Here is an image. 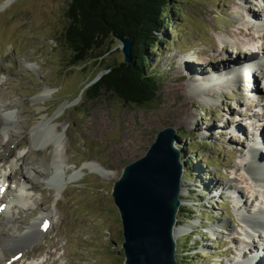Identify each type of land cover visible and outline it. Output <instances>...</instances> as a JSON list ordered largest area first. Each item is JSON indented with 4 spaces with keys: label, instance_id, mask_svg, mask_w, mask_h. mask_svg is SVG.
Here are the masks:
<instances>
[{
    "label": "rangeland",
    "instance_id": "1",
    "mask_svg": "<svg viewBox=\"0 0 264 264\" xmlns=\"http://www.w3.org/2000/svg\"><path fill=\"white\" fill-rule=\"evenodd\" d=\"M70 1L0 0V106L8 105L14 122L8 132L0 129V184L2 175L14 169L18 173L19 168L23 178L30 180L28 188L18 194L23 201L16 199L9 206L17 232L41 214L51 216L50 227L33 252L24 253L20 264H123L122 224L111 191L124 168L145 156L158 132L167 128L175 131L184 166L183 201L176 222L183 227L176 237L177 264H234L235 252L243 248L238 218L250 209L240 206L238 198L244 202L249 196L250 201L258 192L252 186L249 189L243 165L254 138L264 135V81L254 72L251 84L239 80L219 89L210 84L205 100L190 86L217 78L210 76L211 70L227 68L229 62L224 60L228 57L241 61L250 52L249 57L260 55L264 29L250 23L247 16L253 12L263 18L264 2L172 0L168 12H174V21L161 30V46L146 52L145 65L157 81L155 100L138 107L105 90L95 98L84 93L89 81L100 79L105 66L124 63V55L120 41L113 37L105 43L110 52L101 64L88 60L72 65L62 40ZM174 69L186 84L183 99L188 106L183 115L169 104L163 90ZM233 69L222 73L231 76ZM44 91L49 93L40 98ZM248 103L255 111L245 118ZM98 114L103 115L107 129L94 120ZM41 123H47L49 131L44 128L42 136H37V141L45 139L39 150L33 145L31 130ZM228 124L232 129L239 125L240 131L231 132L225 127ZM55 141L62 166L68 167L66 174L97 161L98 170L106 175L84 170L57 194V181L45 177L53 175ZM256 156L264 158V151ZM8 183L14 191L20 189L18 178ZM211 185L214 189L208 188ZM234 189L239 192L237 200ZM6 220L0 216L3 227ZM224 223L228 231L219 228Z\"/></svg>",
    "mask_w": 264,
    "mask_h": 264
},
{
    "label": "bare ground",
    "instance_id": "2",
    "mask_svg": "<svg viewBox=\"0 0 264 264\" xmlns=\"http://www.w3.org/2000/svg\"><path fill=\"white\" fill-rule=\"evenodd\" d=\"M260 2L263 3L264 0H260ZM247 15H248V13H247ZM252 17H255V18H252ZM256 17L257 16L253 12L247 16V18L251 19L250 23H253V24L257 23L258 27L264 29V17L261 18L259 20V22L257 20L258 17L257 18ZM261 20H263V21H261ZM246 22L248 25L250 24V23H248L247 20H246ZM239 33H242V32H239ZM245 35L249 36L250 38H253L252 33L246 32ZM258 50L260 51L259 56L256 57L252 52L254 57H252V56L249 57V55H251V52H250L248 54L249 58L245 57L241 61L236 60L233 57H231V58L228 57L226 59L224 58L225 59V60L223 59L224 61L229 62L227 68H224V69L221 68V71H218V69L215 70L214 68H213L214 70H211V72H213V73H210V76L213 75V77H217V78H215V79H213L211 77H210V79L206 78L203 81L204 83H200V81H195V84L196 83L197 84L196 85H194V83H193V85L190 84L191 85L190 88H192L195 91L196 95L200 96L201 99L205 100L208 97L206 91H208L209 88H212L209 86L210 84L219 89V88H222L223 86L224 87H230L233 84H237L239 80L241 82H244V78L246 77L245 75L250 71L249 67L254 64V61L259 60L261 57L264 59V46L263 45L259 46ZM235 64H239V65L235 66ZM259 66H262L261 60L259 61L258 64H254V66H251L250 68L254 70V69L258 68ZM185 67L183 68V65L181 64L180 69L181 70L183 69V71H185V69H186ZM217 68H219V67H217ZM232 68H236V69L231 70V76L229 75L230 74L229 72H228V74L222 73L223 71L230 70ZM176 72H177V70L174 69L172 77L170 78V83L166 84L164 86L163 90L166 92L165 94L167 96L168 101L170 102L169 104L172 107H174V109H176V111L179 114L183 115L186 112V109L188 106L187 102L183 99V91L186 88V84L183 83L184 82L183 78L180 75H177ZM255 73L252 75L255 76ZM193 74H195V73H193ZM253 76H252V78H253ZM230 78H231V80H230ZM254 86H255V83H254ZM48 93H49L48 91L42 92L40 95V98H43ZM3 94H5V93H3ZM204 102L208 103L209 101L206 100ZM10 110L11 109L8 107V105L3 104L2 106H0V111H3V113H2L3 115H0V129L3 132L10 131L12 129V126L14 125L13 118L11 115L12 113L10 112ZM242 116L245 118L251 117L250 115H249L250 117H248V115H246V114L242 115ZM96 118H97L98 124L102 130H105L108 128L106 120L104 119L102 114L96 115V117H94V120ZM180 123H181V121H180ZM46 125H47V123H44V124L41 123V124H38L36 127H34V129L31 130V136L33 137L32 138L33 139V145L35 146V148H38L39 150L44 147V145H45L44 140L45 139H42V137H40L41 139H40V141L38 140L39 141L38 142L37 136H42L39 133L44 128L46 129V131H49L48 125L47 126ZM225 127H226V129L227 128L232 129L231 128L232 126H229V124ZM233 128L234 129L231 130V132L233 131V133H238L240 131V127L237 124H235L233 126ZM46 133L47 132H44V134H46ZM241 133H243V131ZM262 135L263 134L259 133V136H262ZM255 139L256 138H254V140ZM54 144H56L55 145L56 150H55V156H54V158H55L54 161L56 163H54V166H53V175L51 177H49V175H46L45 177H46V180L49 182L57 181V184L55 186L57 194H62L63 190L65 189V186L70 185L73 182H75V179H77L83 173L84 170H90L91 169V170L97 171V173H99V175H102V176L106 175L101 170H98V168L101 167V165L97 161H91V162L83 163L81 168H72L71 173L66 174L64 172V170L68 169V167L62 166V159H61V156L59 155V153H60L59 152V145H58L59 143L57 144L55 141ZM257 148H258V150H256ZM259 148L263 149L264 147H262L261 143H254V141H253L252 146L249 150V158H251L252 161L248 162V160L246 159L245 164L243 165V171L246 172L249 179L252 181V184H249L250 181L248 178L244 179V180L249 185V189L252 188V190L255 189L258 192H256L252 196L253 199L250 201H249V199H251V197L249 198V196L247 198V201H244V202H243V200H241V198L240 199L238 198V201H240V206L248 205V208H250L248 213H246L247 215L241 214V215H239V218H238L240 223L244 222V224L242 225L243 227H241V228L243 230L242 236H243V239L245 240V242L241 243V246L243 248L241 250H239V254H241V251H244L246 248H249V247H250L249 249L251 252L252 251L254 252L258 249V247L253 246V244L256 243V242H253V240H252L253 237L259 238L260 240L264 239V235H261V234L255 235V234H259L260 232L264 231V158H262L263 159L262 160L261 158H259V156H256L257 152H259V151L263 152ZM44 161L47 162L46 159H44ZM12 166H14V165H12ZM12 166H11V168H13ZM18 170L20 171L18 173H17V170L14 169L12 172H9V173L1 176L3 182H1V184H0V216H5L7 218V220H6V226H4V227L0 223V251L2 253V254H0V264H1V262L3 264H6V263L20 264L21 263L20 259L23 258L24 253L27 254V253L33 252L32 250L34 249V247L38 245V243H39V241H40V239L43 236L44 231H45V229H42V225H48V227H50V225H51L50 213L41 214L40 217H38L36 219L34 218V220L30 224L26 225L23 228V230H24L23 232H17L16 228L14 227V221H12V218H11L10 213H9V206L11 204L10 198L16 197V196H14V194H16L17 191H14L9 186L7 188H5V183H6L5 181L12 183V180L14 178H16V179L18 178V182H22V184L24 185L22 187V190L20 188L18 191V193L21 194L22 191L24 190V187H25V189L28 188L27 186L29 185L30 180L27 177H26V179L23 178L25 176L23 175V171L21 170V168H19ZM248 185H247V188H248ZM2 187L4 188L3 192H5L4 196H2V191H1ZM214 187H215L214 185L208 186L209 189H211V188L214 189ZM181 191H180V196L183 194L182 185H181ZM234 194H236L234 199L237 200V194H239V192L237 193V191H235ZM241 195H242V193L240 194V196ZM21 196L17 197V201L21 200ZM230 197H233V196H230ZM22 201L23 200H21V202ZM181 201H183V200L181 199ZM2 206H3V209H1ZM241 218H242V221H241ZM219 228L228 231L229 225L224 223V225L219 226ZM250 229L252 230V232H254L253 233L254 236L252 235L253 236L252 238H251V235L248 234V231ZM182 232H183V227L175 226V229L173 232L175 237L180 235ZM4 243L8 246L6 247L4 245ZM251 243H252V245H251ZM7 250H11L10 254H7ZM19 253H22L23 255L18 260H14L15 255H17ZM241 256L238 258L239 260L241 259ZM260 258H261V256L257 257V255H256V259L254 256L253 257L254 260L248 259V260H245L244 262L246 264H254V261H257V259H260ZM42 264H45V263H42ZM261 264H264L263 260H262Z\"/></svg>",
    "mask_w": 264,
    "mask_h": 264
},
{
    "label": "trees",
    "instance_id": "3",
    "mask_svg": "<svg viewBox=\"0 0 264 264\" xmlns=\"http://www.w3.org/2000/svg\"><path fill=\"white\" fill-rule=\"evenodd\" d=\"M171 3L172 0L70 1L62 40L72 65L88 60L101 64L110 52L105 43L114 35L132 40L130 63L105 66L100 79L93 84L89 81L84 93L95 98L105 90L123 103L138 107L154 102L157 81L145 65L146 52L161 46V30L174 21V12H168Z\"/></svg>",
    "mask_w": 264,
    "mask_h": 264
},
{
    "label": "water",
    "instance_id": "4",
    "mask_svg": "<svg viewBox=\"0 0 264 264\" xmlns=\"http://www.w3.org/2000/svg\"><path fill=\"white\" fill-rule=\"evenodd\" d=\"M120 41L124 63L131 59L132 40ZM175 131L158 132L145 156L128 164L111 195L122 224L123 264H177L173 232L181 206L184 166Z\"/></svg>",
    "mask_w": 264,
    "mask_h": 264
}]
</instances>
